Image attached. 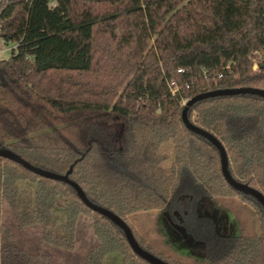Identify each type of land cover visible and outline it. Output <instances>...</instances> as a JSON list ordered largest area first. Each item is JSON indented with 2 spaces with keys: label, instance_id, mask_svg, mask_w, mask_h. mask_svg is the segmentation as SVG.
<instances>
[{
  "label": "trees",
  "instance_id": "trees-1",
  "mask_svg": "<svg viewBox=\"0 0 264 264\" xmlns=\"http://www.w3.org/2000/svg\"><path fill=\"white\" fill-rule=\"evenodd\" d=\"M0 40L14 44L0 58V149L66 173L156 258L196 264L154 250L126 215L162 211L202 247L201 264H264L263 207L225 180L215 145L180 116L181 99L198 93L264 90V0H0ZM185 117L220 142L228 175L264 197V97L201 98ZM167 141L172 161L164 171L159 147ZM18 180L34 184L29 209L20 207ZM58 196L65 206L56 235L51 225ZM226 196L251 207L259 234H221L198 210L200 198ZM0 198L17 226L39 224L42 241L66 250L73 248L77 216H88L97 243L82 264H103L112 253L121 264H153L71 185L3 157ZM0 264L58 263L16 246L0 223Z\"/></svg>",
  "mask_w": 264,
  "mask_h": 264
},
{
  "label": "rangeland",
  "instance_id": "rangeland-1",
  "mask_svg": "<svg viewBox=\"0 0 264 264\" xmlns=\"http://www.w3.org/2000/svg\"><path fill=\"white\" fill-rule=\"evenodd\" d=\"M14 44H3L0 40V58H6ZM159 151L166 155L160 166L164 171L172 161V144L167 141L160 145ZM20 194L19 199L22 207H29L31 198ZM64 200L61 196L57 197V204L52 211L53 221L51 231L59 234L62 229L64 219ZM198 210H205L207 213H214L216 217V231L221 234L231 235H257L259 234V223L251 209L245 203L240 202L235 197H202L199 200ZM167 216L161 214L159 210L136 211L126 215V220L143 239L154 250L164 253L171 258H177L178 252L187 251L186 248L192 247L189 238L184 236L182 229L167 221ZM0 221L11 232L14 243L28 248L33 253L45 254L53 262L58 264H82L86 251L97 243L90 227V219L84 214L77 216L74 228V244L71 250H66L46 244L37 236V228L32 227L27 230L17 228L15 221L6 204L0 198ZM172 226H171V225ZM170 227L173 231L170 233ZM176 229V230H175ZM175 230V232H174ZM193 257H184L180 260L190 261L201 264L203 261L202 247L197 244L192 247ZM103 264H121L119 254L112 253L104 258Z\"/></svg>",
  "mask_w": 264,
  "mask_h": 264
},
{
  "label": "water",
  "instance_id": "water-1",
  "mask_svg": "<svg viewBox=\"0 0 264 264\" xmlns=\"http://www.w3.org/2000/svg\"><path fill=\"white\" fill-rule=\"evenodd\" d=\"M238 93H250V94H256L259 96L264 97V90L263 89H259V88H254V87H235V88H223V89H213V90H209L206 92H202V93H198L190 98H187L184 103H183V108L181 110L180 116L181 119L183 121V123L185 124L186 127H188L189 129L198 132L204 136H206L207 138L210 139V141L215 145V147L218 150L219 153V160H220V169H221V173L223 175V177L225 178V180L231 184L232 186L249 192L251 194H253L260 202L261 206L263 207L264 210V197L257 192L256 190L243 185L241 183H238L236 181H234L227 173L226 171V166H225V153H224V149L222 147V145L220 144V142L211 134H209L206 130L197 127L193 124H191L190 122H188V120L185 117V110L186 108L192 104L194 101L201 99V98H205V97H211V96H216V95H229V94H238ZM0 157L3 158H7L9 160H12L20 165H22L24 168L28 169L29 171L42 176V177H46L49 179H55V180H60L63 181L69 185H71L75 191L76 194L78 195V197L80 198V200L90 209L104 215L105 217H107L108 219H110L113 223H115L118 227H120V229L123 231L124 236L129 244V246L131 247V249L140 257L145 258L146 260L150 261L153 264H171L169 262L163 261L160 258H156L153 255H151L150 253L146 252L145 250H143L142 248H140L138 246V244L136 243L129 227L126 225V223L124 221H122L119 217H117L115 214H113L112 212H110L107 209H104L98 205L93 204L92 202H90L84 195V193L82 192V190L80 189V187L73 182L72 180H70L67 177V174H55L52 173L50 171H47L45 169L39 168L37 166L31 165L30 163H28L27 161H25L24 159H22L20 156H18L17 154H15L14 152L8 150V149H0Z\"/></svg>",
  "mask_w": 264,
  "mask_h": 264
},
{
  "label": "crops",
  "instance_id": "crops-1",
  "mask_svg": "<svg viewBox=\"0 0 264 264\" xmlns=\"http://www.w3.org/2000/svg\"><path fill=\"white\" fill-rule=\"evenodd\" d=\"M2 42V41H1ZM16 185H17V188H18V194H17V198H18V201H19V204H20V207H21V209H23V210H25V209H29V208H31V206H32V203H33V191H34V184L33 183H31L30 181H28V180H18V181H16ZM23 192V194H26L25 196L27 197V195H28V198H31V203H30V206L29 207H22L21 206V202H20V199H19V196H20V194ZM3 200V199H2ZM4 201V200H3ZM4 203H5V201H4ZM6 204V203H5ZM6 207H7V205H6ZM8 208V207H7ZM9 210V209H8ZM146 211H149V210H146ZM160 211V210H159ZM161 212V214H163L162 213V211H160ZM11 215V214H10ZM0 223H2V221H0ZM3 224V223H2ZM4 225H5V223H4ZM7 226V225H6ZM32 227H36L37 228V236L40 238V225L39 224H31V225H27V226H22V227H20V226H17V228H20V229H25V230H27V229H29V228H32ZM9 228V227H8ZM11 233V232H10ZM14 242V241H13ZM16 244V243H15ZM16 246H18V247H20V248H22V249H24V250H26L27 252H30V253H33V252H31V251H29V249L28 248H25L24 246H21V245H18V244H16ZM178 254V257L177 258H179V259H181V258H184V257H193L192 255H193V253H191V252H189V250H187V251H181V252H178L177 253ZM108 255H111V254H108ZM108 255H106V256H108ZM183 260H185V259H183ZM188 261V260H187Z\"/></svg>",
  "mask_w": 264,
  "mask_h": 264
},
{
  "label": "flooded vegetation",
  "instance_id": "flooded-vegetation-1",
  "mask_svg": "<svg viewBox=\"0 0 264 264\" xmlns=\"http://www.w3.org/2000/svg\"><path fill=\"white\" fill-rule=\"evenodd\" d=\"M199 206V205H198ZM201 212H203V213H205V214H208L209 216H211L212 218H213V220H214V228H215V230H216V217H215V215H214V213L212 212V213H207L205 210H203V211H201ZM163 213V212H162ZM163 215L164 216H166L164 213H163ZM166 218V217H165ZM167 219V221L168 222H170L171 224H172V222L168 219V218H166ZM170 224V225H171ZM173 225V224H172ZM171 225V226H172ZM176 230V229H175ZM175 230H174V232H175ZM170 233H172L173 231L171 230V227H170V231H169ZM224 235H226V234H224ZM227 235H231V234H227ZM190 240V239H189ZM190 242H191V244L190 245H192V247H195V245H197V244H195V243H193L191 240H190ZM192 247H189V248H186V250H193V248ZM193 251H195V250H193Z\"/></svg>",
  "mask_w": 264,
  "mask_h": 264
},
{
  "label": "built area",
  "instance_id": "built-area-1",
  "mask_svg": "<svg viewBox=\"0 0 264 264\" xmlns=\"http://www.w3.org/2000/svg\"><path fill=\"white\" fill-rule=\"evenodd\" d=\"M253 67H256V64L255 63L253 64ZM177 70L180 71V69H177ZM167 86L169 87L170 94L171 95H174V93L177 91V87L173 85V82L172 81L168 82L167 83ZM185 100L186 99H181V103L183 104Z\"/></svg>",
  "mask_w": 264,
  "mask_h": 264
}]
</instances>
